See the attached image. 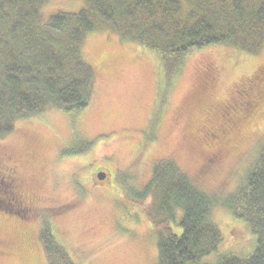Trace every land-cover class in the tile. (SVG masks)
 Wrapping results in <instances>:
<instances>
[{
  "label": "rangeland",
  "instance_id": "obj_1",
  "mask_svg": "<svg viewBox=\"0 0 264 264\" xmlns=\"http://www.w3.org/2000/svg\"><path fill=\"white\" fill-rule=\"evenodd\" d=\"M85 6L50 0L41 16L46 22ZM82 54L94 70L85 109L66 114L47 107L0 135V159L13 157L34 199L28 213L0 206V264H48L39 239L46 226L69 264H159L158 233L130 193L145 190L153 169L166 163L218 199L212 219L222 243L206 259L251 253L248 224L220 204L264 148V47L253 55L225 45L192 50L168 76L158 54L107 26L87 35ZM255 95L259 107L247 105ZM224 110L231 121L236 112L245 118L212 141L209 132L225 129ZM181 216L175 209L177 236Z\"/></svg>",
  "mask_w": 264,
  "mask_h": 264
},
{
  "label": "trees",
  "instance_id": "obj_2",
  "mask_svg": "<svg viewBox=\"0 0 264 264\" xmlns=\"http://www.w3.org/2000/svg\"><path fill=\"white\" fill-rule=\"evenodd\" d=\"M49 2L0 0V135L47 107L76 114L88 106L94 70L82 46L88 34L107 26L158 54L168 76L192 50L225 45L253 55L264 47V0H85L79 12H59L45 22L41 12ZM252 105L259 107L257 95ZM241 117L236 114L230 126ZM225 134L220 130L214 140ZM130 194L158 233L159 264H264V148L237 191L219 203L248 224L255 241L248 255L206 259L222 243L212 219L218 199L173 164L157 165L145 190ZM175 209L182 213L179 236L171 228ZM47 227L39 239L48 264H69Z\"/></svg>",
  "mask_w": 264,
  "mask_h": 264
},
{
  "label": "flooded vegetation",
  "instance_id": "obj_3",
  "mask_svg": "<svg viewBox=\"0 0 264 264\" xmlns=\"http://www.w3.org/2000/svg\"><path fill=\"white\" fill-rule=\"evenodd\" d=\"M247 105H251V102ZM243 106L244 104H242V108ZM226 109L227 108H225V110ZM230 113L232 112L227 111L224 113L222 127L225 129H217V131L222 130L223 132H227L233 129L234 126H230L233 121L229 120L228 118ZM236 114L241 116L240 113L236 112ZM236 114H234V118ZM242 118L245 117H241V119ZM214 136L215 134L213 132H209V139L214 138ZM13 161V157L9 154L6 155L5 158L0 159V206L6 210H13L17 212L22 211L24 213H28V211L31 212L30 210L34 206L32 194L26 193V189L30 188V185H28L29 181H26L21 173L19 175L15 165L12 164ZM35 161V157L30 158V162L32 164H36Z\"/></svg>",
  "mask_w": 264,
  "mask_h": 264
},
{
  "label": "water",
  "instance_id": "obj_4",
  "mask_svg": "<svg viewBox=\"0 0 264 264\" xmlns=\"http://www.w3.org/2000/svg\"><path fill=\"white\" fill-rule=\"evenodd\" d=\"M99 180H104L105 179V174H99L98 175Z\"/></svg>",
  "mask_w": 264,
  "mask_h": 264
}]
</instances>
